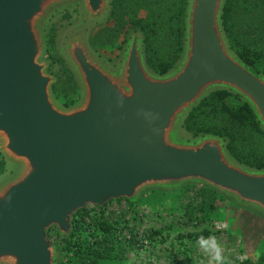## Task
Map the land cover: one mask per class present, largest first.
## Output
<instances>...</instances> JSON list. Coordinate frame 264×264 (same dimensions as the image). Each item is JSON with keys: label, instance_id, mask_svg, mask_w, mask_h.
I'll return each mask as SVG.
<instances>
[{"label": "water", "instance_id": "1", "mask_svg": "<svg viewBox=\"0 0 264 264\" xmlns=\"http://www.w3.org/2000/svg\"><path fill=\"white\" fill-rule=\"evenodd\" d=\"M111 2L0 0V264H59L52 229L70 239L74 216L87 206L135 205L149 192L209 189L264 220V170L231 158L223 138L183 129L207 95L226 91L249 106L264 132V76L230 49L226 0H187L182 53L164 75L148 68L139 32L127 35L113 62L91 46ZM68 8L77 18L57 49L80 97L64 107L44 57L48 24Z\"/></svg>", "mask_w": 264, "mask_h": 264}, {"label": "trees", "instance_id": "2", "mask_svg": "<svg viewBox=\"0 0 264 264\" xmlns=\"http://www.w3.org/2000/svg\"><path fill=\"white\" fill-rule=\"evenodd\" d=\"M186 6L187 0H112L109 21L93 32L90 44L96 51L115 53L122 49L130 32H139L148 68L164 75L174 68L182 53ZM71 15L66 11L61 20L69 21ZM221 20L230 49L252 71L264 76V0H226ZM56 31V25H52L47 33L45 55L56 49ZM48 60V72L55 63L61 65V75L52 85L54 97L64 107L75 105L80 93L74 75L59 56L55 59L50 54ZM183 129L193 138L208 134L223 138L231 158L249 168L264 170V132L239 97L226 91L210 93L186 116ZM5 171L0 154V176ZM192 190H196L195 199L200 201L190 214H202L201 220L210 218V212L218 206L216 202L230 203L212 190L194 186L183 187L175 194ZM108 204L94 207V216H88L86 208L79 211L73 219L70 239L59 238L55 229L49 232V239L55 234L54 242L59 245V264H64V259L68 264H97L101 258L114 253L121 258L124 252L140 247L133 228L103 215ZM200 235L207 237L209 232L191 237L197 241ZM254 264H264V252Z\"/></svg>", "mask_w": 264, "mask_h": 264}, {"label": "rangeland", "instance_id": "3", "mask_svg": "<svg viewBox=\"0 0 264 264\" xmlns=\"http://www.w3.org/2000/svg\"><path fill=\"white\" fill-rule=\"evenodd\" d=\"M66 11L72 13V18L69 21H62ZM76 18V10L68 8L56 13L50 20L47 33L52 25H56V49L47 53L44 59H50V54L55 59L58 56L61 58L57 49V38ZM96 52L109 62L118 59L120 53V51L111 53L107 50ZM64 64L67 66L65 62ZM48 73L57 78L61 75V65L55 63ZM2 176L3 174L0 179ZM196 196V190L172 195L149 192L135 206H129L125 201L109 203L104 208L103 215L107 219L119 220L123 225L133 228L141 245L139 248L124 252L121 258L116 257L117 253H114L99 259L97 264H209L208 258L201 253L198 244L191 237L203 231L217 238L224 247V254L230 264H254L264 252V220L230 203L219 202H216L218 206L214 212H210L212 214L210 218L201 220L202 214H190L199 204L200 200L195 199ZM93 208L86 207L88 216H94L96 211ZM54 235L52 233L49 239L52 243H55ZM122 236L125 237V233ZM149 236L152 237L148 239ZM64 264H68L66 259Z\"/></svg>", "mask_w": 264, "mask_h": 264}, {"label": "clouds", "instance_id": "4", "mask_svg": "<svg viewBox=\"0 0 264 264\" xmlns=\"http://www.w3.org/2000/svg\"><path fill=\"white\" fill-rule=\"evenodd\" d=\"M141 113H143L145 118L149 116L154 118L151 113H144L143 110H141L139 114ZM196 243L198 244L201 253L208 258L209 264H230L228 257L224 254V247L214 235L207 237L200 235L197 238Z\"/></svg>", "mask_w": 264, "mask_h": 264}]
</instances>
